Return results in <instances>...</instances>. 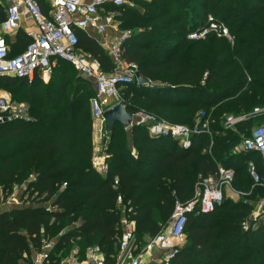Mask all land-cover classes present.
<instances>
[{
    "label": "trees",
    "instance_id": "trees-1",
    "mask_svg": "<svg viewBox=\"0 0 264 264\" xmlns=\"http://www.w3.org/2000/svg\"><path fill=\"white\" fill-rule=\"evenodd\" d=\"M37 1L48 14L46 0ZM132 1L106 7L119 13L122 28L141 30L126 41L123 58L154 87L126 85L121 101L132 114L144 110L189 126L204 112L211 133L194 136L185 148L169 137L152 138L144 125L117 124L104 176L92 165L96 90L89 79L65 61L48 83L39 74L33 82L0 76V89L15 96L28 85L23 100L30 106L28 120L0 123V196L5 202L15 186H23L31 203L0 212V264H33L35 252L51 239L49 264H61L73 249L83 257L93 245L110 259L117 254L125 215L135 221L138 241L145 245L167 225L176 201H190L196 184L219 167L235 171L233 186L241 200L224 198L211 212L190 213L185 243L171 264H264V220L249 221L264 186L254 184L248 168L255 162L264 177L263 160L257 151L237 152L264 124V0ZM5 14L0 1V22ZM210 18L224 24L233 40L217 33L188 38ZM75 32L79 50L113 72L98 38ZM7 42L14 56L30 38L7 37ZM229 115L247 119L230 128ZM247 221L251 227L245 230Z\"/></svg>",
    "mask_w": 264,
    "mask_h": 264
},
{
    "label": "built area",
    "instance_id": "built-area-1",
    "mask_svg": "<svg viewBox=\"0 0 264 264\" xmlns=\"http://www.w3.org/2000/svg\"><path fill=\"white\" fill-rule=\"evenodd\" d=\"M7 4L6 18L0 22V76H12L33 82L36 75L50 79L59 61L70 63L81 75L89 79L96 90L91 100V112L95 126L99 131L93 146L92 165L101 175L109 172V144L111 134L107 131L105 111L121 101L120 90L134 83L138 73L135 64L125 62L124 45L132 35V30L117 28L115 16L119 13L108 10L110 3L116 7L129 4V0H51V10L46 14L37 0H4ZM30 22L35 29L28 31L30 42L18 55L11 56V47L7 37L15 35L22 21ZM75 28L88 31L98 38L112 58L115 70L106 72L101 62L82 52L78 48ZM92 30V31H91ZM215 31L219 37L233 40L224 24L209 23L189 33L191 40L205 39ZM148 87L153 88L150 81ZM135 124L144 125L152 138L169 137L188 148L193 137L210 134V120L202 112L193 126L170 123L153 113L139 110L133 114ZM28 106L23 103L11 104L8 96L0 95V123L28 120ZM247 116L229 115L225 125L234 127L245 121ZM257 151L264 166V124L253 129L237 148V152ZM249 172L255 185L264 186L255 162L248 163ZM235 171L219 167L208 178L201 179L195 187L194 197L188 202L177 200L171 219L162 231L140 245L136 224L132 217L125 215L121 219L122 234L117 254L110 259L98 245L88 247L83 257L74 250L62 264H171L172 259L186 239L184 232L188 215L197 208L208 213L220 205L225 198V190L233 183ZM66 186V184H64ZM64 186V187H65ZM122 197H118L119 204ZM31 205V203H30ZM264 216V200L260 204L259 215ZM53 243H46L38 252L33 264H49Z\"/></svg>",
    "mask_w": 264,
    "mask_h": 264
},
{
    "label": "rangeland",
    "instance_id": "rangeland-1",
    "mask_svg": "<svg viewBox=\"0 0 264 264\" xmlns=\"http://www.w3.org/2000/svg\"><path fill=\"white\" fill-rule=\"evenodd\" d=\"M129 4H132V5H134V2L132 1V0H129ZM137 6V5H136ZM115 25L117 26V28L118 27H120L121 29H122V27H121V25H122V21H121V19L120 18H118L117 16H115ZM124 29V28H123ZM139 31H141V30H139L138 28H135L134 30H132V32L133 33H136V32H139ZM212 33H215V31H212V32H210L209 33V35L210 34H212ZM229 34L231 35V33L229 32ZM208 36V35H207ZM219 37V36H218ZM232 37V36H231ZM221 38V37H220ZM225 38H227V37H225ZM228 40H230L229 38H227ZM45 83H48L49 81H44ZM20 91H23V95L24 94H27V92H28V85L26 86V85H22L21 86V89H20ZM0 95H3V96H8L9 98H10V100H11V104H17V103H23V104H25L26 106H28V116L30 117V106H29V103L27 102V101H24L23 100V95H22V93H20V94H18V95H14V94H12V93H10L9 91H6V90H4V89H0ZM20 98V99H19ZM121 99H123L122 97H121ZM163 120H166V121H168V122H170V123H173V120L172 119H166L164 116L163 117H161ZM259 122V121H258ZM256 125H258V123H256L254 126H256ZM254 126H252V127H254ZM230 128H232V127H230ZM130 132V131H129ZM97 133L99 134V131L97 130V128H96V126H95V122H94V120H93V124H92V143H93V146H94V144H95V142H96V137H98L97 136ZM211 133V132H210ZM109 141H110V139H109ZM241 144V143H240ZM239 144V145H240ZM239 145H238V147H239ZM237 147V148H238ZM234 182V181H233ZM233 184L234 183H232L226 190H225V199H230V200H232V201H234V202H239L240 200H241V195L238 193V191H236V188H235V186H233ZM0 200H3V198L0 196ZM16 200V199H15ZM264 200V198L263 199H261L260 201H258V202H256L255 203V205H254V209L251 211V213H250V217H249V221H250V219L252 220V221H255V220H257V219H259L260 217H262V220H264V216L263 215H259V211H260V204H261V202ZM4 202H0V204L2 205ZM16 205V207L17 206H19V203H16L15 204ZM9 206V205H8ZM7 206V207H8ZM249 221H247V223H246V225L244 226V229L245 230H248L251 226H250V223H249ZM186 240V239H185ZM185 240H184V242H182V246H183V244L185 243ZM50 243H55V241H53L52 239L49 241ZM73 242H76V240H74ZM78 242V241H77ZM147 242H149V239H148V241ZM141 245H143V244H141ZM181 246V247H182ZM75 249H73V251H74ZM72 252H69V251H67L65 254L66 255H64V257H62V260H61V264L62 263H66V261H67V258L70 256V254H71Z\"/></svg>",
    "mask_w": 264,
    "mask_h": 264
},
{
    "label": "water",
    "instance_id": "water-1",
    "mask_svg": "<svg viewBox=\"0 0 264 264\" xmlns=\"http://www.w3.org/2000/svg\"><path fill=\"white\" fill-rule=\"evenodd\" d=\"M134 84L137 87L147 86L150 84L148 78H144L139 72L136 74ZM104 118L106 121L107 131L112 134L117 124H121L125 129H131L135 126L133 114L126 108L122 101H119L109 107L105 113ZM154 137L155 139L160 138Z\"/></svg>",
    "mask_w": 264,
    "mask_h": 264
},
{
    "label": "crops",
    "instance_id": "crops-1",
    "mask_svg": "<svg viewBox=\"0 0 264 264\" xmlns=\"http://www.w3.org/2000/svg\"><path fill=\"white\" fill-rule=\"evenodd\" d=\"M2 5L4 6V11L6 13L7 10V4L5 3L4 0H0ZM88 1V0H86ZM46 5L48 8V11L51 10V0H46ZM6 15V14H5ZM35 29V26L30 23V22H26L25 20L22 21L21 23V28L19 29V31L13 35V36H9L10 39L15 40L16 38L19 39H26L28 36V31ZM92 31V30H91ZM44 81H49L50 79L48 78H43ZM27 196L28 194H26V191L24 189V187H19V186H15L12 195L4 202L3 200H0V202H4L2 205L0 204V212H3L7 209L10 208H16V203H19V206H30V202L27 200ZM16 199V200H15ZM27 200V203H26ZM9 205V206H8ZM8 206V207H7ZM38 252H35L34 256H33V261L35 256L37 255Z\"/></svg>",
    "mask_w": 264,
    "mask_h": 264
}]
</instances>
